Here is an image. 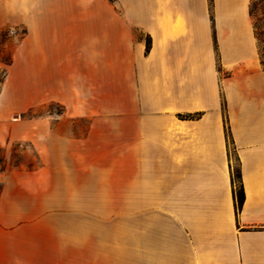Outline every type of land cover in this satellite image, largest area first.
Here are the masks:
<instances>
[{
  "label": "crops",
  "instance_id": "obj_1",
  "mask_svg": "<svg viewBox=\"0 0 264 264\" xmlns=\"http://www.w3.org/2000/svg\"><path fill=\"white\" fill-rule=\"evenodd\" d=\"M111 1L4 0L0 10L32 13L38 74L61 76L54 89L77 110L65 120H89L92 133L107 118L100 109H112L134 205L126 242L89 222L103 215L33 210L46 189L15 171L0 182V264H264V67L251 0ZM77 130L48 137L59 161L47 165L57 174L45 205L72 201V172L87 202L88 129Z\"/></svg>",
  "mask_w": 264,
  "mask_h": 264
},
{
  "label": "rangeland",
  "instance_id": "obj_2",
  "mask_svg": "<svg viewBox=\"0 0 264 264\" xmlns=\"http://www.w3.org/2000/svg\"><path fill=\"white\" fill-rule=\"evenodd\" d=\"M84 1L96 3V0ZM3 2L0 0V8ZM111 2L104 0V3ZM253 6L252 21L258 26L261 38L259 48L264 56V0H253ZM32 20V13L22 15L0 10V160L6 171H0V182L5 176L19 171L26 175L23 180L32 188L50 192L57 173L46 170L47 165L59 160L50 152L48 137L54 135L55 129L63 132L69 125L77 136V129L85 130L86 127L89 137L87 171L82 175L87 181V202L79 203V198L75 197L80 173L72 172L71 202L55 203L52 201L54 196H49L50 202L45 205L41 201L47 193L45 191L43 197L39 201L32 200L30 206L35 211H85L103 215L105 219L89 222L103 223V230L98 233L119 235L126 242L128 212L133 211L134 206L128 203V172L124 154L126 139H117V129L113 132L118 125L112 124L110 106L100 109L107 118L98 120L92 133L89 120L72 121L71 124L65 120V116L76 114L77 110L65 105L66 102L69 104L65 101L68 93L54 89L55 84L63 80L61 76L38 74L42 61L39 62L37 44L31 37ZM106 102L110 103V100ZM84 130L82 135L85 134ZM229 155L231 170L234 171L238 167V157L232 145H229ZM95 234L96 231L89 230V236Z\"/></svg>",
  "mask_w": 264,
  "mask_h": 264
},
{
  "label": "trees",
  "instance_id": "obj_3",
  "mask_svg": "<svg viewBox=\"0 0 264 264\" xmlns=\"http://www.w3.org/2000/svg\"><path fill=\"white\" fill-rule=\"evenodd\" d=\"M211 3H212L211 0H209V6H211ZM253 7H254L253 0H251L250 5H249V13L251 15V18H253V15H254ZM253 30H254L256 40H257L259 60H260L261 65L264 67V56L260 53V48H259V44L261 42L260 32H259L258 26L255 23H253ZM149 44H150V39L147 37L146 50H148ZM222 107L224 108V101L222 102ZM225 134H226L227 143L229 146L232 144V140L230 137L229 127L226 124V122H225ZM231 183H232V193H233L235 211L238 212L241 209V206L244 200V192H243V186L241 183L239 165L234 171H231Z\"/></svg>",
  "mask_w": 264,
  "mask_h": 264
}]
</instances>
